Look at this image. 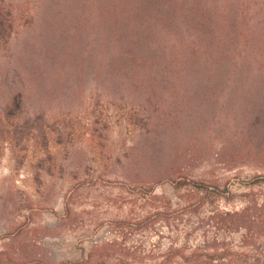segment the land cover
<instances>
[{
	"label": "rangeland",
	"instance_id": "1",
	"mask_svg": "<svg viewBox=\"0 0 264 264\" xmlns=\"http://www.w3.org/2000/svg\"><path fill=\"white\" fill-rule=\"evenodd\" d=\"M24 28L18 22L12 39ZM7 42L0 40V67L12 53ZM10 88L0 82V264H127L99 256L95 248L113 241L142 256L153 251L143 264L172 242L205 253L228 248L230 262L264 264V155L240 148V131L255 119L229 110L227 88L205 118L182 87L124 88L123 98L89 85L40 113L31 101L19 110ZM249 100L257 101L237 98L231 107ZM178 181L220 193L167 224L131 230L161 203L183 204ZM232 210L240 216L225 215Z\"/></svg>",
	"mask_w": 264,
	"mask_h": 264
},
{
	"label": "trees",
	"instance_id": "2",
	"mask_svg": "<svg viewBox=\"0 0 264 264\" xmlns=\"http://www.w3.org/2000/svg\"><path fill=\"white\" fill-rule=\"evenodd\" d=\"M18 22L25 28L12 39ZM3 39L12 53L0 67V82L11 87V103L19 110L31 101L40 113L49 101H64L89 85L103 88L102 96L123 98L130 94L124 88L182 87L198 102L196 116L205 118L218 109L213 102L218 91L227 88L229 110L255 119L254 128L240 131V148L264 155V0H2ZM247 97L257 101L231 107L234 99ZM152 157L156 161L162 155L156 151ZM176 190L184 206L161 203L130 224L131 230L167 224L220 193L196 181H178ZM155 198H149L153 205ZM239 223L231 225L239 228ZM95 249L102 250L100 257L116 255L127 264L155 259L153 251L142 256L116 241ZM158 255L162 258L152 264H235L230 261L236 259L228 248L205 253L176 242Z\"/></svg>",
	"mask_w": 264,
	"mask_h": 264
}]
</instances>
